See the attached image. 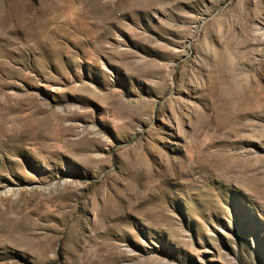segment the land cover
Masks as SVG:
<instances>
[{
    "label": "rangeland",
    "instance_id": "374dc122",
    "mask_svg": "<svg viewBox=\"0 0 264 264\" xmlns=\"http://www.w3.org/2000/svg\"><path fill=\"white\" fill-rule=\"evenodd\" d=\"M0 264H264V0H0Z\"/></svg>",
    "mask_w": 264,
    "mask_h": 264
},
{
    "label": "bare ground",
    "instance_id": "6f19581e",
    "mask_svg": "<svg viewBox=\"0 0 264 264\" xmlns=\"http://www.w3.org/2000/svg\"><path fill=\"white\" fill-rule=\"evenodd\" d=\"M135 253V252H134Z\"/></svg>",
    "mask_w": 264,
    "mask_h": 264
}]
</instances>
